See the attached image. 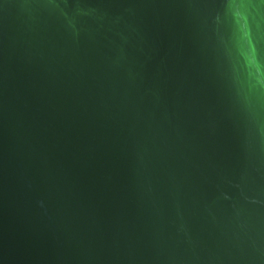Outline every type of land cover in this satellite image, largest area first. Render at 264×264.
Wrapping results in <instances>:
<instances>
[{"label": "water", "instance_id": "1", "mask_svg": "<svg viewBox=\"0 0 264 264\" xmlns=\"http://www.w3.org/2000/svg\"><path fill=\"white\" fill-rule=\"evenodd\" d=\"M0 264H264V0H0Z\"/></svg>", "mask_w": 264, "mask_h": 264}]
</instances>
